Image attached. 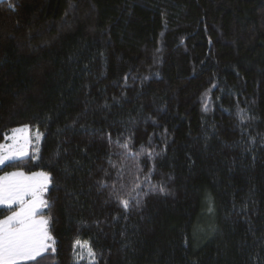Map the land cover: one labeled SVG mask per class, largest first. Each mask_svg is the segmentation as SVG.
Returning <instances> with one entry per match:
<instances>
[{"label":"trees","instance_id":"obj_1","mask_svg":"<svg viewBox=\"0 0 264 264\" xmlns=\"http://www.w3.org/2000/svg\"><path fill=\"white\" fill-rule=\"evenodd\" d=\"M22 125L0 175L48 173L54 251L17 264H264V0H0V145Z\"/></svg>","mask_w":264,"mask_h":264},{"label":"snow or ice","instance_id":"obj_2","mask_svg":"<svg viewBox=\"0 0 264 264\" xmlns=\"http://www.w3.org/2000/svg\"><path fill=\"white\" fill-rule=\"evenodd\" d=\"M26 131L27 126L13 129V135L7 137L12 143L0 145V165L27 155L28 137L18 138L16 135ZM37 177H42L43 182ZM48 181L46 173L26 176L23 172H13L0 177V206L11 211L10 215L0 220V264H17L19 260L37 261L50 248L54 251V240L47 230L48 221L38 218L39 209L47 206L43 193ZM159 191L164 192V188L161 187ZM121 203L125 208L129 206L126 199H121ZM13 205H17L18 210H12ZM76 243L95 259V253L87 242Z\"/></svg>","mask_w":264,"mask_h":264},{"label":"rangeland","instance_id":"obj_3","mask_svg":"<svg viewBox=\"0 0 264 264\" xmlns=\"http://www.w3.org/2000/svg\"><path fill=\"white\" fill-rule=\"evenodd\" d=\"M25 126H27V131L26 132L16 133L18 138H22V137H24L26 135L28 137L29 141H30V143L27 145V148H26L27 155H25L23 157H26V156L30 155L31 153H33L35 156H38V153H39V150H40V147H41L43 134H42V132L39 129H31V127L29 125H22V126L15 127L13 129H17V128H21L22 129ZM12 130L9 132L7 137H11L13 135ZM38 134H39V138H37ZM11 143H12V141L10 139L6 138V140L1 145L11 144ZM23 157H20V158H23ZM17 159H19V158H17ZM9 161H11V160H9ZM9 161H6L5 163H7ZM4 164H2V165H4ZM2 165H0V167ZM13 172H23V173H25L26 176H31L33 173H46L48 175V173L45 172V171H37V172H33V173H26L24 171L17 170V171H12V172H9V173L2 174V175H0V177H4V176H6V175H8L10 173H13ZM48 178H49V175H48ZM37 180L43 182V178L42 177H37ZM48 185H49V181L46 184V191H47ZM45 192L43 193V199L44 200H45ZM13 207L15 208L14 210H18V206L17 205H13ZM0 208H6V207L0 206ZM44 209H45V207H42V208L39 209L38 218H44V219H46L48 221V218L46 217V215H44L42 213ZM10 214H11V212L9 214H7L6 216H8ZM5 217L1 218L0 220H3ZM47 230H48V223H47ZM48 233H49V230H48ZM78 241H80L81 243L87 242L89 244V242L85 241V240H78ZM49 243L51 244V241ZM75 245H76V249H77V243ZM53 247H54V245H53ZM78 250H77V254H76L75 263H78V264L83 263V262L87 263V264L96 263V257L93 260V258L88 255L86 249L79 248ZM24 261H28V260H19V261H17V263L24 262Z\"/></svg>","mask_w":264,"mask_h":264}]
</instances>
